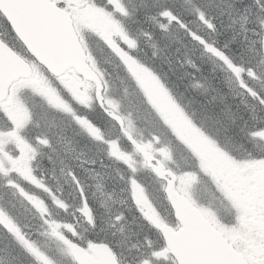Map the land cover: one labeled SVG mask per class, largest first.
I'll return each instance as SVG.
<instances>
[{"label": "trees", "instance_id": "obj_1", "mask_svg": "<svg viewBox=\"0 0 264 264\" xmlns=\"http://www.w3.org/2000/svg\"><path fill=\"white\" fill-rule=\"evenodd\" d=\"M120 1L126 7L123 23L126 35L136 42L135 48L128 46L129 50L135 52L133 55L136 59L148 70L154 71L162 80L165 91L173 103L181 104L186 113L190 112L188 115L194 122L198 120L199 126L203 128L205 133L211 132L216 136L219 134L223 137L221 141L224 145L246 147L247 133L257 124L258 112H256L254 106L252 109H249V106L242 109L237 105L238 102L235 101L236 104L233 100L229 105L223 104L222 108L214 109L211 107L207 98H211L216 92L213 91L214 89L220 90V88L214 81L203 76L202 73H196V70L198 71L204 65L200 58L210 61V57L206 52L207 47L204 45L214 47L218 51L223 50L229 57L236 56L235 64L250 69H252L253 63L260 61V59L252 56L253 51L250 40L255 44V48L264 47L260 39L264 23V0ZM164 12H170L171 15L164 16ZM242 16H244V27H249L248 29L244 28L241 34L237 35L229 28L232 27V20ZM156 28L159 31L157 35L152 36L147 31ZM246 30L249 34L246 33ZM223 33L229 35V38L223 39L225 46L220 48L218 43L224 37ZM248 35L256 36L255 41L248 38ZM142 36L148 38V44L144 43ZM161 37L167 38H164L161 43H156L155 39ZM154 51L158 53L156 54ZM255 51H260V49L257 48ZM153 54L156 56L152 58ZM181 58L186 62L195 60L199 66L186 69L183 64L179 63ZM124 74H126L124 71L119 70L117 76ZM258 77L260 78L259 75ZM123 79L125 78L120 76L117 81ZM129 80L131 84L127 86V93L132 97V94H138L139 90L137 84L131 79ZM114 84L119 91L125 87L115 81ZM197 92H201L198 104L193 103V98ZM32 111L34 112V110ZM259 111L263 113L264 117V103L259 107ZM146 115L147 111L145 112ZM30 122V126L24 128V134L26 136L31 134L34 141L44 140L47 144L41 142L42 145H40L35 162V166L39 167L38 172L43 176L39 175L42 182H40V186H35V188L28 186L29 194L42 199L43 203H46L48 215L45 214L44 217L55 222L68 224V226H74L77 224L74 217L81 214L79 209L82 207L88 208L94 216L96 228L93 233L97 240L102 242H107V236L109 235L107 230L116 224L118 225V219L125 220L128 227L130 225L137 226L138 222H134L137 218L136 211L125 207V203L131 201L129 197H131L133 191L132 181L136 178V175L128 167H124V164L109 160L108 144L103 145L101 143L102 145L99 144L101 145L99 146L93 142L95 140L90 135L79 139V141L84 142L90 141L89 145H86L87 147L85 145L80 146V152L88 156L87 158L84 154L87 165L75 163L66 175V179L58 181V178L54 177L56 170L54 168L59 164L57 159L54 158L55 154H59L63 159L60 163L62 169L69 167L70 157L66 153L68 149L54 147L57 143L56 138L58 136L62 137L59 144L76 142L77 136H80L83 131L77 122L70 120L66 114H59L56 109L48 105L36 108ZM98 123L101 124L99 121ZM104 124L107 126L110 122L106 121ZM58 191L61 192V201L64 203L67 214H63L60 209V201H56L57 196L50 195ZM23 210L24 208L18 204L12 209V212L20 215ZM107 211L106 221L108 223L103 221L104 213ZM19 221L21 223L25 222L28 228L26 231L27 238L33 239L37 243L40 242L42 245L44 240L40 236L45 233L40 229V225L27 223L23 216H19ZM78 223L77 226L86 228L81 220ZM127 232L129 237L135 236L136 241H130L128 238L121 239V246H125L126 249L129 246L138 245L139 243L136 242L142 235H137L138 231ZM66 235L78 242L70 232H66ZM14 246L11 238L0 227L1 264H24L27 260L22 250Z\"/></svg>", "mask_w": 264, "mask_h": 264}, {"label": "water", "instance_id": "obj_2", "mask_svg": "<svg viewBox=\"0 0 264 264\" xmlns=\"http://www.w3.org/2000/svg\"><path fill=\"white\" fill-rule=\"evenodd\" d=\"M0 9L12 21L15 31L27 43L29 50L50 72L61 75L74 67L84 78L98 86L99 90L96 96L101 99L100 94L103 86L98 76L93 74L85 64L84 53L81 51L73 29H71V21L67 15L54 7L49 0H0ZM107 45L123 62L128 72L139 78L140 68L137 62L112 41L107 42ZM29 74L28 66L0 42V101L5 99L7 87L13 80H16L18 76L26 77ZM112 117L120 127H123L121 118L116 115H112ZM136 147L151 165L153 157L150 153L142 147L137 145ZM154 172L160 178H166L168 175L172 177L168 183L166 194L171 198L172 206L176 209V217L189 232L193 230L194 248H190V250L196 252V259L199 260L201 257L203 261L207 259L208 264L209 262H213V264H246L242 257L238 256L221 239L219 234L210 228L200 213L198 214V211L196 212L184 197L178 196L172 173L166 172L161 165L155 168ZM196 240L201 243L198 247L195 246ZM77 255L80 257L81 264H88L82 250Z\"/></svg>", "mask_w": 264, "mask_h": 264}, {"label": "rangeland", "instance_id": "obj_3", "mask_svg": "<svg viewBox=\"0 0 264 264\" xmlns=\"http://www.w3.org/2000/svg\"><path fill=\"white\" fill-rule=\"evenodd\" d=\"M85 0H72V3L75 4V6L78 8V17L81 20V24L82 26H85L86 23L84 22L85 20H88L89 23H87V25L89 24V28L91 31V34L89 36V38L93 39L94 41L96 40L100 45H102V43L106 41V38H108V34L113 31L112 27H111V22L108 19L107 16H104L101 13V9L99 8H91V7H87L85 5ZM82 3V4H81ZM110 4H113L110 2ZM94 23L96 24L97 27L102 28V31L99 32H95L93 31L92 26L94 25ZM92 28V29H91ZM101 34V35H99ZM63 80V84L66 88V90L68 91V93H66V95L71 98V100L73 99V101L76 100H81L83 102H86L90 97V93H92V87L91 85H89L86 82L81 81V79L77 76V74H75L74 72H70ZM46 81V77L44 75H42V73L40 72L39 75H34L33 78H31V80H28L26 82H23L22 84H19L17 87V90L15 93H13L12 97H10L8 100L9 102H7L6 107L7 109H9L10 115H13L16 118H13L15 120V123H19V120L21 119L22 115L25 113V108L21 105V103L19 102V100H16L17 94L19 93L18 88L25 89V88H32L34 91H38L43 92L44 95L49 98L50 100L53 99V102L56 103V98L57 96H55V94L53 93V87H47L45 84H43V82ZM144 89L146 90L147 94H149L151 100L153 101V103L155 105L158 106L159 110L161 111V113L166 116V119L169 121V124H173V125H178V122L180 121L179 116H177L176 114V110L174 108L173 105H170L167 101H164L163 98V94L159 91L157 85L155 84V82H153L150 79H147L146 76H144ZM61 97V95H60ZM58 99V98H57ZM64 98L62 97L61 100H63ZM61 100H59L61 102ZM59 102V104H60ZM10 133H12L11 131H8ZM9 133L8 137L6 139H0V146L2 144V140L4 141L5 144L8 143V141H11V134ZM186 137L189 138V140H192V143L195 142L196 140L193 138L195 137V133L193 131L186 133ZM9 139V140H8ZM193 145V144H192ZM5 146V145H4ZM161 146V145H160ZM2 147V146H1ZM161 150V149H160ZM163 151H165L163 149ZM168 155V153L166 154ZM216 164L218 166H216V169L214 171H216V180L218 181V178L220 179V185L222 187L225 188H229L232 191H235L234 189H238L240 187V185H243L241 182H237L235 179L236 177H234L232 179V175H230L231 173V169L230 166L228 165H223L221 163V161H217ZM6 166H9L6 163V160H4V158L0 159V167L6 168ZM23 170L26 171V168L23 167ZM230 170V171H229ZM6 173V172H5ZM4 173V174H5ZM29 175V174H28ZM180 189L181 192L184 194H190L193 186L196 184L197 181V177L192 175V176H188V175H182L180 177ZM163 202H161L162 204ZM207 210V208H205ZM64 256V255H63Z\"/></svg>", "mask_w": 264, "mask_h": 264}, {"label": "bare ground", "instance_id": "obj_4", "mask_svg": "<svg viewBox=\"0 0 264 264\" xmlns=\"http://www.w3.org/2000/svg\"><path fill=\"white\" fill-rule=\"evenodd\" d=\"M243 17L244 16L238 17V18H235L234 20H232L233 24H232V27L229 28L230 31H232L233 33H235L237 35H240L241 32L244 30V28L245 29H248L249 26H245L244 27L245 24H244V21H243ZM147 31L152 36L153 35H157L158 32H159L157 30V28L156 29H152V30L151 29L150 30L148 29ZM175 33H177V32H175ZM246 33L249 34L247 30H246ZM223 34H224V37H222L220 39L221 42L218 43V45L220 46V48L223 47V46H225L223 44V39H228L229 38L228 37L229 35H227L226 33H223ZM251 35H253V34H251ZM150 36H149V38H150ZM142 37L144 39V43L148 44V41H149L148 38H145L144 36H142ZM247 37L250 38V39H252V40H254V41H255V38H256V36L254 37V36H250V35H248ZM164 38H167V37H161L160 39H155L156 40V43L163 42V39ZM168 41H169V38H168ZM250 44L252 46V51H255V47L256 46H255V44L252 43L251 40H250ZM155 53L157 54L158 52H155ZM154 54L152 55V58L154 56H156ZM181 60H179V63L180 64H183L184 68H186V69L187 68L193 69V68H196V67L199 66L198 63L195 60H190V61H187V62L184 59H182V58H181ZM200 61L204 65H203L202 68H199L198 71L195 69L196 70V73H198V74L199 73L200 74L202 73L203 76H205L209 80L214 81V83L220 88V90L214 89L213 91H216V92L212 95L211 98L210 97H209V99L207 98L208 103H209V105L211 107H213L214 109H216V108H222L223 104H228L229 105V104H231V101L232 100H234V101L235 100L236 101H242L244 99V98L242 99V97L239 96V95H237V94L231 95V93L229 91H227V85L229 83V79H228V77H227V75L225 73L221 72V66H220V64H218L216 61H214L212 59L208 62L206 59H201L200 58ZM200 93L201 92L195 93V96L193 98V103H197L198 104L200 102V99H199ZM191 94H192V92H191ZM224 101H226V102H224ZM228 101H230V102H228ZM104 214H105V216L103 217L104 218L103 221L106 222V223H108V221H106L107 220L106 217L108 216V211L106 213H104Z\"/></svg>", "mask_w": 264, "mask_h": 264}, {"label": "snow or ice", "instance_id": "obj_5", "mask_svg": "<svg viewBox=\"0 0 264 264\" xmlns=\"http://www.w3.org/2000/svg\"><path fill=\"white\" fill-rule=\"evenodd\" d=\"M116 7L121 11H123V9L120 8V4L118 0L116 3ZM163 15L170 16L171 13L164 12ZM13 38L15 39V36H13ZM128 43L130 47L132 48L136 47V42L134 40H129ZM208 51L220 57V59H222L225 63H227L228 66L232 68V71L235 72L237 76H239L242 69L238 67H233L231 61L228 59V57L224 56L222 52L218 51L216 48L211 46L208 47ZM261 103H264V100H261ZM254 135H259L261 137H264V131L254 133ZM88 219L89 222L91 223L92 217L89 216ZM0 226L4 227L6 230L10 232V234L14 235L20 246L23 247L27 252H29L37 259L38 264H51V261L48 260L46 255L39 250L38 246L21 234L20 229L16 226L13 218L2 208H0ZM58 228L59 225L56 224L51 225V234L54 237H56L59 241H61L64 245H66V254L72 258L70 264H81L80 257L77 255V253L80 251V248L77 246V243L75 241H70L66 239L64 236H62L57 231ZM144 264H149V262L145 261ZM209 264H213V262H209Z\"/></svg>", "mask_w": 264, "mask_h": 264}]
</instances>
